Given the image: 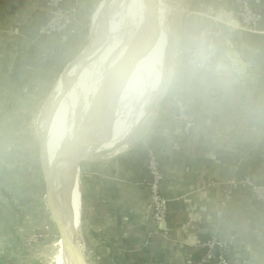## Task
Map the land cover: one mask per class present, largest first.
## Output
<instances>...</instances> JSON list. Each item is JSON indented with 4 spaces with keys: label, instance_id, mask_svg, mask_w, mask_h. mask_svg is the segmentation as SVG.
<instances>
[{
    "label": "clouds",
    "instance_id": "1",
    "mask_svg": "<svg viewBox=\"0 0 264 264\" xmlns=\"http://www.w3.org/2000/svg\"><path fill=\"white\" fill-rule=\"evenodd\" d=\"M216 20L174 12L158 39L114 71L106 98L82 110L53 100L30 122L0 130V148L12 138L21 155L38 152L67 167L91 161L99 151L94 110L107 105L123 130L118 151L145 153L156 189L184 202L193 229L185 243L207 240L232 264H264V204L234 198L219 180L191 181L194 167L222 173L264 148V48Z\"/></svg>",
    "mask_w": 264,
    "mask_h": 264
},
{
    "label": "crops",
    "instance_id": "2",
    "mask_svg": "<svg viewBox=\"0 0 264 264\" xmlns=\"http://www.w3.org/2000/svg\"><path fill=\"white\" fill-rule=\"evenodd\" d=\"M109 1L79 0V25L84 28L89 21H94ZM249 1L259 19V32L248 33L256 36L255 41L248 43L264 48V0ZM162 3V13L171 10L165 22L162 21L163 29L172 13L195 9L210 13L225 28L243 32L240 30L237 0H174L173 3L162 0ZM232 7L235 9H231ZM47 17L46 0H0V130L16 129L22 124V118L32 117L37 113L38 104L41 103L42 106L52 80H56L58 71L82 45L69 41L67 37L61 41L42 35L41 29L46 24ZM98 19L100 17L96 19L97 23ZM93 57L97 58V54ZM132 150H127L123 157H131ZM19 154L12 138L0 148L2 251L7 247V233L16 237L21 230L14 226L16 211L13 206V199L20 195L24 185L21 183L24 180L21 177ZM96 161L97 164H89L83 171L87 191L82 195L84 201H81L88 208L85 222L91 236L87 243L94 264H216V258L220 255H224L229 264H232L230 256L221 252L219 247L213 257L207 256L203 249L207 240H202L197 247L185 243L193 229L186 218L182 200L170 193L161 192L168 201L167 219L156 228L148 212L147 182V187L133 183L132 174L125 172L117 160ZM252 162H257V166L246 175H250L255 182L264 184V148L242 157L230 170L222 173L214 174L203 166L194 167L191 181L196 184L219 180L229 187L234 179L245 176L241 172L242 166ZM6 194L12 195L13 199L10 201ZM232 194L234 198H242L253 206L259 205L246 191Z\"/></svg>",
    "mask_w": 264,
    "mask_h": 264
},
{
    "label": "rangeland",
    "instance_id": "3",
    "mask_svg": "<svg viewBox=\"0 0 264 264\" xmlns=\"http://www.w3.org/2000/svg\"><path fill=\"white\" fill-rule=\"evenodd\" d=\"M173 1L168 0L169 3H173ZM111 2L112 0L107 5L109 6ZM107 5L97 14L94 21L88 22L86 44H82L79 50L72 54L70 61L64 65L63 72L58 74L56 80H52L50 90L45 93L44 101L42 100V106L41 103L38 104L37 113L34 116L22 118V124L36 118L47 101L57 92L59 83L61 82L60 80L64 78L66 69L89 46L90 34L97 24L96 19L103 15L105 9L108 8ZM163 6L162 0H158L154 5V11L157 15H160L159 18L161 19L162 27V21L165 22V18L171 14V10L167 11L168 13H165L166 15L162 13ZM106 64L109 65L108 61L101 56L93 60H87L67 84L65 92L61 97V102L65 101V97L66 100H73L79 105V110H82L89 103H95L96 99L102 93L108 78L109 66ZM127 152V150L122 152L115 150L103 157H96L91 161L83 162L78 166L77 178L72 189V202L75 208V214L72 220L73 228H70L74 232L72 235L74 243L81 247V255L83 254L82 260L85 264H94V261L87 243V240L89 242V236H91L88 232L87 223L85 222V214L88 208H86L85 202H81L84 201L82 195L87 191L84 186L83 171L89 164H97L96 160H117ZM19 155L18 159L22 165L21 177L24 180L21 183L24 184L22 188H25V190H21L20 195L13 199V206L18 208V211L14 213L16 222L14 226L16 228L20 227L21 230L16 237L13 235L11 237V233H7V236L9 235V239L6 241L7 247L5 251H2L0 248V264H64L66 241L60 229L63 227L61 221L64 219L59 220L56 218L54 210H52L49 204V183L47 181V170L45 171L46 162L49 163V169L52 171L54 160H49L41 156L38 152ZM66 217L69 219L68 216Z\"/></svg>",
    "mask_w": 264,
    "mask_h": 264
},
{
    "label": "bare ground",
    "instance_id": "4",
    "mask_svg": "<svg viewBox=\"0 0 264 264\" xmlns=\"http://www.w3.org/2000/svg\"><path fill=\"white\" fill-rule=\"evenodd\" d=\"M158 0H112L109 7L98 20L90 36V44L64 72L55 96L48 101L61 102L59 99L65 92L66 86L72 76L93 56L104 57L108 63V78L105 87L98 98L107 96L112 74L116 69L130 61L137 51L148 41L160 37L163 28L159 14L154 11ZM96 52V53H95ZM68 92V91H67ZM66 96V95H65ZM66 100V97L64 98ZM98 125V137L95 148L96 157H103L122 147V127L113 108L107 105L94 110ZM80 163L67 167L59 160H54L52 171L49 163H45L49 191L57 209L54 210L56 218L61 221L64 239L66 241V256L64 264H85L82 260L81 247L73 241L74 207L72 202V189L77 178V169ZM53 210V209H52ZM68 216L69 219L66 217ZM63 218V219H62ZM64 254V253H63Z\"/></svg>",
    "mask_w": 264,
    "mask_h": 264
},
{
    "label": "built area",
    "instance_id": "5",
    "mask_svg": "<svg viewBox=\"0 0 264 264\" xmlns=\"http://www.w3.org/2000/svg\"><path fill=\"white\" fill-rule=\"evenodd\" d=\"M239 4L238 17L240 19V30L243 32L256 34L259 29V19L254 12L249 0H237ZM78 2L79 0H46L48 9V17L46 24L41 29L44 36L55 37L58 40L66 38L69 33L77 32L82 29L79 25L78 18ZM148 177L153 178V183L148 185L150 218L154 226L158 228L167 219L168 201L155 187L156 178L153 174V167L150 159L147 162ZM147 182V181H146ZM233 192H248L257 204H264V184L254 181L250 175H245L234 179L230 186ZM157 213L164 216L163 221H157ZM211 247L207 242L204 243L203 249L207 256L213 257L216 249ZM216 264H229L224 255L216 258Z\"/></svg>",
    "mask_w": 264,
    "mask_h": 264
},
{
    "label": "trees",
    "instance_id": "6",
    "mask_svg": "<svg viewBox=\"0 0 264 264\" xmlns=\"http://www.w3.org/2000/svg\"><path fill=\"white\" fill-rule=\"evenodd\" d=\"M235 9V8H231ZM237 10V9H236ZM241 37L246 42H253L256 40V36H251L250 34L246 32H240ZM87 36H88V25L85 24L84 28L78 30L77 32H71L67 36V39L69 41L78 42L81 44H86L87 42ZM62 41V40H61ZM64 67V66H63ZM63 67L58 71L59 74L63 72ZM132 156L129 158L125 157H119L117 159L118 164L120 167L124 169L125 172L131 173V181L136 184H143L144 187H147L146 181L148 178V169H147V162L148 157L145 153L133 149L131 151ZM257 166V162L247 163L242 166L241 172L246 175L250 170L254 169ZM41 181V180H40ZM25 188H22V191H24ZM6 197L11 201L13 199V196L10 194H6ZM15 211H18V208L14 206Z\"/></svg>",
    "mask_w": 264,
    "mask_h": 264
},
{
    "label": "water",
    "instance_id": "7",
    "mask_svg": "<svg viewBox=\"0 0 264 264\" xmlns=\"http://www.w3.org/2000/svg\"><path fill=\"white\" fill-rule=\"evenodd\" d=\"M258 31H259V29H258ZM81 164V163H80ZM153 183V178L152 177H148V179H147V184L148 185H151ZM48 185V184H47ZM48 201H49V204H50V206H51V208L53 209V210H55V209H57V206H56V204H55V202H53V200H52V197L50 196V191H49V185H48ZM57 220V219H56ZM61 229V228H60ZM62 231V230H61ZM62 234H63V231H62ZM63 237H64V235H63Z\"/></svg>",
    "mask_w": 264,
    "mask_h": 264
}]
</instances>
